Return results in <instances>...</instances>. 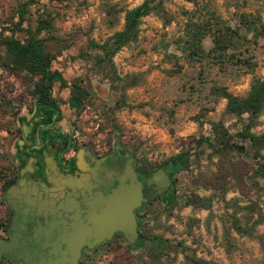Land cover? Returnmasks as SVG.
Masks as SVG:
<instances>
[{
  "label": "rangeland",
  "instance_id": "obj_1",
  "mask_svg": "<svg viewBox=\"0 0 264 264\" xmlns=\"http://www.w3.org/2000/svg\"><path fill=\"white\" fill-rule=\"evenodd\" d=\"M17 1L0 0V31L8 23L16 21ZM38 1L46 5L49 11L59 14L54 24L58 41L49 43L48 49L55 56L52 69L62 75L68 87L60 88L56 84L53 96L66 102L74 84L86 92L81 108L76 112L70 111L66 105L61 106L62 114L76 126L79 137L86 136L88 132L99 134V141L105 136L108 141L112 140L113 135L123 137L137 156L151 164L164 161L187 148L192 153L190 172L179 173L174 178L176 205L173 208L159 206L149 209L142 224L148 238L155 236L167 241L169 251L159 256L162 264H186L184 254L208 264H264L263 192L241 195L239 191H229L223 198L214 197L208 210L184 205L187 192L193 191L201 198L214 193L191 186L192 176L214 171L208 160L209 151L206 148L196 149L192 139L211 136L212 123L222 122L230 133L240 129V124L226 115L225 100H218L208 107L209 111L202 113L204 101L198 94H190L189 90V84L194 83L191 78L197 69L183 65L181 74L167 75V71L173 67L164 62L163 50L166 47L168 52L173 51L171 42L181 34L185 23L181 11H191L192 3L165 0V8L172 19L167 26L154 15L142 19L138 42L123 48L113 57L116 74L120 77H139L136 87L123 92L122 85L111 84L107 71L99 69L96 62L99 52L91 49L89 42L99 45L122 29L123 14L119 15L117 26H107L104 12L109 6L120 4L130 10L143 0H54L51 4L48 0ZM212 5L224 19L239 9L241 12L258 13L264 22V0H212ZM33 11L30 9L31 14ZM31 19L33 24L34 17ZM254 55L258 63L254 76L264 81V46L261 42ZM252 78L253 75L246 74L235 80L215 71L209 75V80L241 97L248 93ZM30 90L31 86L23 73L0 67V194L3 193L4 178L12 166L15 138L22 116L32 107ZM122 96L127 105L117 109L116 104ZM259 121V127L253 130L256 134L264 132V116ZM260 184L263 185L262 181ZM233 201L240 207L249 204L257 206L262 223L256 226L253 238L240 237L230 229ZM189 219L195 220L191 229L187 227ZM226 231L232 240L230 245L224 239ZM180 243L188 249L184 254ZM151 252L137 250L129 257L112 251L106 253V260L100 261V264H150Z\"/></svg>",
  "mask_w": 264,
  "mask_h": 264
},
{
  "label": "trees",
  "instance_id": "obj_2",
  "mask_svg": "<svg viewBox=\"0 0 264 264\" xmlns=\"http://www.w3.org/2000/svg\"><path fill=\"white\" fill-rule=\"evenodd\" d=\"M186 1L192 3L193 9L181 11L185 23L181 34L171 42L173 51L168 52L166 47L163 50L164 62L173 67L167 71V75L181 74L183 65L192 70L197 69L191 78L194 83L189 84V90L190 94H198L204 101L202 113L209 111L208 107L215 105L218 100H225L226 115L240 124L237 132L230 133L222 122L212 123L211 136L191 138L196 149L206 148L209 151L208 160L214 167L212 172H199L192 176L191 186L202 187L214 193L210 197L201 198L193 191L187 192L184 205L208 210L214 197L223 198L229 191H239L241 195L264 193V132H253L260 125L259 118L264 116V81L254 76L258 66L254 51L260 42L264 46V22L258 13L241 12L237 8L228 19H224L212 5V0ZM164 4L165 0H143L139 6L130 10L120 4L109 6L104 12L107 26H117L119 15L123 14L122 29L99 45L89 42L90 48L99 52V57L96 58L99 69L107 71L111 84L122 85L123 92L136 87L139 77H120L116 74L113 57L123 48L138 42L143 18L154 15L164 26L171 23L172 19ZM35 5H38V0L18 1L16 21L1 29L0 67L14 73H23L24 79L31 86L29 96L33 102L43 109L58 111V102L52 94L53 88L56 84L60 88L68 86L62 75L52 69L55 56L49 51L48 44L58 41L54 24L59 14L40 6L31 14L30 9ZM211 71L235 80L246 74L253 75L248 93L242 97L233 95L226 87L209 80ZM85 97L86 92L82 88L71 85V97L67 103L69 109L79 110ZM126 105L122 96L116 108L121 109ZM191 158L192 153L187 148L164 161L154 163V166L167 167L174 175L188 173L192 165ZM4 191L5 187L2 188V192ZM175 205L174 201L169 204V208ZM231 205L234 209L229 216L230 229L240 237L253 238L256 226L262 223L257 206L249 204L240 207L236 201ZM238 214L241 216L238 217ZM194 223L195 220L189 219L187 227L191 229ZM224 239L227 244H231L228 231L225 232ZM151 240L155 244L150 253V264H162L159 256L169 251L167 241L155 236ZM180 246L184 254L188 249L183 243ZM137 248H142L141 241ZM184 260L186 264H208L187 254H184Z\"/></svg>",
  "mask_w": 264,
  "mask_h": 264
},
{
  "label": "flooded vegetation",
  "instance_id": "obj_3",
  "mask_svg": "<svg viewBox=\"0 0 264 264\" xmlns=\"http://www.w3.org/2000/svg\"><path fill=\"white\" fill-rule=\"evenodd\" d=\"M68 100L56 99L58 111L33 102L22 116L0 194V264H100L104 252H151L155 243L142 230L147 212L176 200V175L137 156L123 137H79L62 114ZM132 189L140 204L132 210L137 238L129 244L103 217L120 191Z\"/></svg>",
  "mask_w": 264,
  "mask_h": 264
},
{
  "label": "water",
  "instance_id": "obj_4",
  "mask_svg": "<svg viewBox=\"0 0 264 264\" xmlns=\"http://www.w3.org/2000/svg\"><path fill=\"white\" fill-rule=\"evenodd\" d=\"M22 128L24 130V127ZM139 198L137 189L120 191L116 198L108 203L103 217V223L113 230H119L129 244H133L137 238V227L132 210L140 204ZM147 244L149 243L144 244V249H148Z\"/></svg>",
  "mask_w": 264,
  "mask_h": 264
},
{
  "label": "crops",
  "instance_id": "obj_5",
  "mask_svg": "<svg viewBox=\"0 0 264 264\" xmlns=\"http://www.w3.org/2000/svg\"><path fill=\"white\" fill-rule=\"evenodd\" d=\"M18 1H26V0H18ZM18 1H17V3H18ZM49 1V0H48ZM17 3H16V5H17ZM49 4H51V2L49 1ZM45 7V8H47V6L46 5H44V4H40V2L38 1V5H35L34 7ZM16 9V8H15ZM33 9H36V8H33ZM48 9V8H47Z\"/></svg>",
  "mask_w": 264,
  "mask_h": 264
},
{
  "label": "built area",
  "instance_id": "obj_6",
  "mask_svg": "<svg viewBox=\"0 0 264 264\" xmlns=\"http://www.w3.org/2000/svg\"><path fill=\"white\" fill-rule=\"evenodd\" d=\"M106 258H107V254L104 252V253H102L101 256H100V261H101V262H104V261L106 260Z\"/></svg>",
  "mask_w": 264,
  "mask_h": 264
}]
</instances>
